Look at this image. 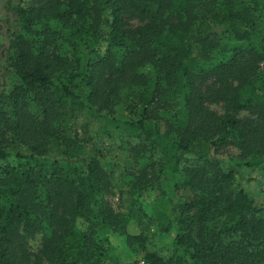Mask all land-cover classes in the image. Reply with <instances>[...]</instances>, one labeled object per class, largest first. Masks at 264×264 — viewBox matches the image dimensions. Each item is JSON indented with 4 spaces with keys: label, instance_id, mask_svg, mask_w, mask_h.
I'll use <instances>...</instances> for the list:
<instances>
[{
    "label": "trees",
    "instance_id": "obj_1",
    "mask_svg": "<svg viewBox=\"0 0 264 264\" xmlns=\"http://www.w3.org/2000/svg\"><path fill=\"white\" fill-rule=\"evenodd\" d=\"M10 10L19 28L8 41L16 81L0 90V264H40L26 247L36 234L49 264H264V206L236 181L264 163V0ZM96 135H118L131 155L126 212L106 199L113 171ZM230 145L238 154L225 158ZM131 221L142 227L130 232Z\"/></svg>",
    "mask_w": 264,
    "mask_h": 264
},
{
    "label": "rangeland",
    "instance_id": "obj_2",
    "mask_svg": "<svg viewBox=\"0 0 264 264\" xmlns=\"http://www.w3.org/2000/svg\"><path fill=\"white\" fill-rule=\"evenodd\" d=\"M24 2H26V0H0V90L4 93L7 92L16 81L10 67L11 51L8 49V41L12 32L17 31L19 28V20L14 13L10 10L7 14L6 4L8 3L9 6L13 7ZM135 22V20L131 21V23ZM208 106L220 115H225L229 112L227 107L221 102H212L209 103ZM118 113L123 114L126 118L130 116L128 111L124 108H119ZM239 117L242 119L248 118L250 114L247 111H241ZM94 128H96L95 122ZM120 140L118 135L113 138L111 136L103 137L102 139L96 135L93 142H97L95 147L101 146L102 155H104L103 160L106 162L108 169L113 171L114 180L111 188L106 194V199L113 210L117 212H126L129 209L128 206L132 199L129 194L130 189L127 185V180L135 175V166L130 160L131 155L129 156L127 149L124 148ZM89 145L91 146V143H89ZM222 150V155L225 156V158L230 156L235 157V155L238 154V150L232 145ZM236 181L238 186L254 200L256 205L264 206V163L255 167H242ZM155 195V192L148 190L140 196L144 212L150 213V203ZM143 226L146 230H154V225L147 221ZM140 227L142 226L131 221L128 225V230L130 232H137ZM172 236L173 234L171 232L167 236H157L158 245L164 248L169 247L172 242ZM115 241L118 245H121L122 248L124 247V237L115 238ZM26 244L27 252L32 262L36 260V257H39L40 264H49L46 259L39 255L40 234L28 237Z\"/></svg>",
    "mask_w": 264,
    "mask_h": 264
},
{
    "label": "built area",
    "instance_id": "obj_3",
    "mask_svg": "<svg viewBox=\"0 0 264 264\" xmlns=\"http://www.w3.org/2000/svg\"><path fill=\"white\" fill-rule=\"evenodd\" d=\"M140 264H144V262L143 261H140Z\"/></svg>",
    "mask_w": 264,
    "mask_h": 264
}]
</instances>
